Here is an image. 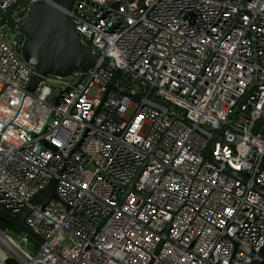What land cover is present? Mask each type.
<instances>
[{"label":"built area","instance_id":"built-area-1","mask_svg":"<svg viewBox=\"0 0 264 264\" xmlns=\"http://www.w3.org/2000/svg\"><path fill=\"white\" fill-rule=\"evenodd\" d=\"M70 15L144 100L106 96L101 64L30 93L34 67L0 26V206L17 215L58 179L25 219L37 252L0 228V264H261L244 248L264 250V0H78ZM197 126L219 132L212 160Z\"/></svg>","mask_w":264,"mask_h":264},{"label":"water","instance_id":"water-1","mask_svg":"<svg viewBox=\"0 0 264 264\" xmlns=\"http://www.w3.org/2000/svg\"><path fill=\"white\" fill-rule=\"evenodd\" d=\"M77 1L78 0H48L36 2L31 6L28 16L22 24H18L14 21L12 13L16 8L24 4L26 0H17L7 10H0V26L6 25L12 30L17 51L21 53L28 64L34 67V74L28 86L29 92H35L43 78L48 75L65 78L75 72H81L82 80L87 76L90 69L101 64L114 72V78L108 87L106 96L111 90L115 89L136 100H144V97L135 95L128 90V87L132 83L130 77L122 79V83L125 86L124 88L117 87V82L124 76L123 69L101 58L89 45L83 44L81 36L77 32L70 15ZM257 83L258 81L256 80L253 86ZM59 98L60 96L56 98V101H58ZM158 98L159 96L157 95L155 99ZM146 102L158 110L175 116L189 125H193V122L188 120L184 114L172 109L170 105L166 106L150 99H146ZM237 110L238 108L235 109V111ZM197 129L199 132L210 137V142L204 152V156L212 160L210 149L214 141L219 139V132L212 134L201 126H197ZM44 143L49 146L47 142ZM226 171L234 176H239L237 172L227 167ZM57 182L58 179L53 178L47 186L31 200L30 205H27L17 215L11 214L0 206V221L9 224L19 232L26 233L32 239L41 243L40 238L27 226L25 219L31 210V206H45L51 200H58L56 192ZM254 187L264 194V190L260 187L257 185ZM239 247L240 245L236 244V249H239ZM244 249L250 256H255L259 263L264 264V258L262 256L256 255L251 249ZM6 263L17 264L14 259H8Z\"/></svg>","mask_w":264,"mask_h":264},{"label":"rangeland","instance_id":"rangeland-1","mask_svg":"<svg viewBox=\"0 0 264 264\" xmlns=\"http://www.w3.org/2000/svg\"><path fill=\"white\" fill-rule=\"evenodd\" d=\"M24 246L29 249L32 253H36L39 248V243L34 239H30L29 243L27 245L24 244Z\"/></svg>","mask_w":264,"mask_h":264},{"label":"trees","instance_id":"trees-1","mask_svg":"<svg viewBox=\"0 0 264 264\" xmlns=\"http://www.w3.org/2000/svg\"><path fill=\"white\" fill-rule=\"evenodd\" d=\"M0 228H11V229H14L12 226H10L9 224H6V223H3V222H1L0 221ZM262 254V256L264 257V250H263V252L261 253Z\"/></svg>","mask_w":264,"mask_h":264},{"label":"flooded vegetation","instance_id":"flooded-vegetation-1","mask_svg":"<svg viewBox=\"0 0 264 264\" xmlns=\"http://www.w3.org/2000/svg\"><path fill=\"white\" fill-rule=\"evenodd\" d=\"M264 258V257H263Z\"/></svg>","mask_w":264,"mask_h":264}]
</instances>
